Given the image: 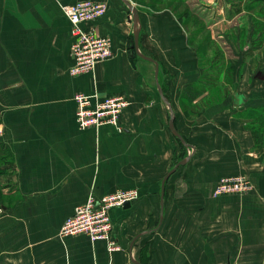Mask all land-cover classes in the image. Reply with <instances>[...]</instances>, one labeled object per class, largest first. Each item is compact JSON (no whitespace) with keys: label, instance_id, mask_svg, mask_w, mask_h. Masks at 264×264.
Instances as JSON below:
<instances>
[{"label":"crops","instance_id":"obj_1","mask_svg":"<svg viewBox=\"0 0 264 264\" xmlns=\"http://www.w3.org/2000/svg\"><path fill=\"white\" fill-rule=\"evenodd\" d=\"M80 1L0 0V143L16 188L0 207V264H264V143L247 120L249 109L264 107V81L233 58L226 65L234 81L212 95L198 43L204 36L211 51L223 38L227 47L244 33L234 25L242 17H216L228 0H185L190 20L166 0L138 9L140 51L159 64L169 108L153 63L133 52V14L122 0H90L108 10L86 27L112 39L114 56L92 74L70 75L63 6ZM220 23L229 24L222 33ZM95 92L129 101L123 132L78 129L74 97ZM172 117L188 146L172 133ZM237 175L250 179V193L213 196L222 178ZM129 189L138 199L110 212L121 250L59 237L90 194Z\"/></svg>","mask_w":264,"mask_h":264},{"label":"built area","instance_id":"obj_2","mask_svg":"<svg viewBox=\"0 0 264 264\" xmlns=\"http://www.w3.org/2000/svg\"><path fill=\"white\" fill-rule=\"evenodd\" d=\"M108 10L105 2L80 1L63 6L71 24V54L73 65L70 75L74 77L92 74L96 66L114 56L113 42L110 37L98 35L86 26L102 18ZM132 19V17H131ZM76 104V124L79 130L99 129L111 126L123 132L120 119L129 107V101L123 96L101 98L98 93H78L74 97ZM253 190L251 181L244 175L222 178L213 190L215 198L223 196H245ZM133 189L118 190L114 193L96 197L90 194L87 201L77 207L69 216L61 230V239L86 236L93 243L105 241L110 252L121 250L113 238V223L110 212L114 208H125L138 199Z\"/></svg>","mask_w":264,"mask_h":264},{"label":"rangeland","instance_id":"obj_3","mask_svg":"<svg viewBox=\"0 0 264 264\" xmlns=\"http://www.w3.org/2000/svg\"><path fill=\"white\" fill-rule=\"evenodd\" d=\"M131 1L133 2V5L137 7V9L142 8L150 3V0ZM236 2L237 0H228L226 5L227 8L223 11H221L222 8H218L219 10L215 15L216 17H219V15L222 17V15H224L226 17L232 18L238 15V20L239 17H242L241 20L235 22L234 24L237 25V27L238 25L243 26L242 29L244 33L242 34L241 38L234 39L233 37H230L227 40V47L223 45V38H216V40L218 39L217 42L213 39L214 49L211 51L207 50V48L205 49L204 47V44H207V40L204 38V36H202L198 42L199 45H201V48L203 47L205 50V54L202 56L205 60L204 62H207L205 63L206 68H210L208 70L209 72H205L207 75L205 77V83L207 84L205 88H210L212 95L224 94V88L227 82H231V80L234 81V75L230 71V66L226 65V62L229 63V61H231L233 58H237L242 61L243 64L252 67V72L256 75V78L258 77L259 80L264 81V0H242L241 4H237ZM183 3L185 4V0H166L165 3H162V5L171 11H174V13H178L179 16L183 14L189 15L188 17L190 20L191 8L190 6L184 5ZM241 13L244 15L239 16ZM185 24H188V20H186ZM225 25L229 24L220 23V25L216 26V29L222 33L224 31L223 27ZM189 29L193 31V28L190 27ZM255 47H257L256 50ZM230 52L233 53L231 54ZM152 67V77L154 78L155 65L153 64ZM252 77L255 76L252 75ZM252 88H255L254 85L249 86L248 91L251 92ZM247 120L249 121L250 125L253 126V129L258 132V141L261 140L264 143V107H253L249 109V113H247ZM6 155V151L2 147V143H0V207L1 205L5 204L6 198H9V196L16 191L15 180L5 174L7 170L6 164H8V159L10 162V158H8Z\"/></svg>","mask_w":264,"mask_h":264},{"label":"water","instance_id":"obj_4","mask_svg":"<svg viewBox=\"0 0 264 264\" xmlns=\"http://www.w3.org/2000/svg\"><path fill=\"white\" fill-rule=\"evenodd\" d=\"M122 1L130 9V11L133 14V21H134V24H135L134 49H133V52H134V54L138 55L142 59L155 64V67H156V69H155V79H156V82H157V87H158V90H159V94H160L161 98L163 99V101L165 102V104H167L169 106V108H170V104L168 103V101L164 97V93H163L162 88L160 87V84H159V80H158L159 79V64L153 58L143 55L141 53V51H140L139 39H140V32H141V20H140V16H139V11H138L137 7H135L129 0H122ZM235 97L238 98V94L237 93H236ZM170 129H171L172 133L174 134V136L177 137L182 142V144L184 146H188L186 144V142L184 141L183 137L177 132V130L175 128L174 117H172L171 120H170ZM184 162H186V161H182L181 163H179V165H182ZM169 176H170V174L167 175V177L165 178V181H164L163 184H165V182L169 178ZM129 205H127V206H129ZM131 249H132V247H131Z\"/></svg>","mask_w":264,"mask_h":264}]
</instances>
